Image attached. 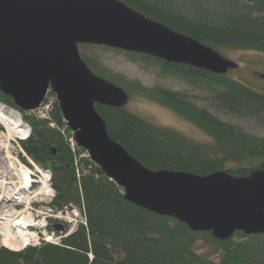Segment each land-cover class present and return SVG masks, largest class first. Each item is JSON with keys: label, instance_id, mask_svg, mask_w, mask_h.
I'll use <instances>...</instances> for the list:
<instances>
[{"label": "trees", "instance_id": "obj_1", "mask_svg": "<svg viewBox=\"0 0 264 264\" xmlns=\"http://www.w3.org/2000/svg\"><path fill=\"white\" fill-rule=\"evenodd\" d=\"M118 1L214 51L264 52V0ZM78 47L110 50L93 45ZM125 54L131 61L156 64L162 74H182L190 84L203 82L214 90L218 110L236 118L254 120L264 130V96L226 75L166 63L147 54ZM84 63L94 75L122 89L128 97L131 93L137 94L165 107L203 131L209 139L207 143L197 142L124 108L95 105L109 137L144 168L201 177L224 172L233 178H242L264 164V137L223 122L180 93L159 87L145 88L111 73L91 59L84 58ZM49 96L55 97L52 92ZM0 104L25 114L1 91ZM22 117L31 128L30 138L22 144L24 151L36 164L51 172L55 191L52 206L59 209L68 204L83 205L87 226L63 240L61 246L46 244L18 253L2 250L0 264H264V234L236 232L230 239L219 241L210 232H192L175 219L126 202L118 187L85 157L78 159L77 179L74 156L67 143L70 131L56 101L49 120ZM50 123L54 128L49 127ZM84 154L83 150L76 149L77 157ZM199 242L210 248L216 260L197 253L195 247Z\"/></svg>", "mask_w": 264, "mask_h": 264}, {"label": "water", "instance_id": "obj_2", "mask_svg": "<svg viewBox=\"0 0 264 264\" xmlns=\"http://www.w3.org/2000/svg\"><path fill=\"white\" fill-rule=\"evenodd\" d=\"M78 45L147 54L216 75L229 64L118 0H0V91L16 107L36 110L51 91L76 145L123 190L126 202L219 241L236 232L264 234V164L242 178L144 168L109 137L95 110L121 108L126 93L94 75Z\"/></svg>", "mask_w": 264, "mask_h": 264}, {"label": "rangeland", "instance_id": "obj_3", "mask_svg": "<svg viewBox=\"0 0 264 264\" xmlns=\"http://www.w3.org/2000/svg\"><path fill=\"white\" fill-rule=\"evenodd\" d=\"M217 50L218 51L215 52H217L220 58L229 64V70L226 73V76L229 79L238 82L243 86L247 87L248 89L264 96V77L263 78L260 77V75H264V52L254 51V50L251 51H246V50L230 51L225 49L223 50L217 49ZM78 52H79V56L83 61L84 58L94 60L100 66L109 70L111 73L115 75H121L127 81L130 82L136 81L145 88L150 89L152 87H159L172 92L180 93L181 95L188 98V100L194 102L198 107H202L210 111L214 116H216L223 122L240 126L244 130L250 131L258 136L264 137V130L261 129L260 125L256 123L254 120L236 118L218 110L214 103V98H213L214 90L211 89L206 84H204L203 82H200L198 84L197 83L190 84L191 82L189 83V79L187 80V78L184 77L182 74H175V73L171 75L162 74L160 72L159 67L156 64L142 63L139 60L131 61L130 59H128L124 51L117 49H111V48L110 50H105L101 48L83 49L81 47H78ZM110 86L113 87L112 84H110ZM55 101L57 102L55 97H49V98L47 97V99H44L43 102L40 104V107L46 109L45 106L48 105L53 109V105ZM123 108L129 113H132L144 120H147L154 125L163 128L173 129L191 140L202 143L203 142L207 143V141L209 140L203 131H201L191 123L179 118L173 112L166 109L165 107L160 106L159 104L150 101L146 98H143L137 94L131 93L129 97L127 96ZM42 112L43 113L41 115L43 116L45 114V110H42ZM22 116L40 117V114L25 113ZM23 121L25 122V120ZM1 134L2 135L5 134V129L2 125H0V136ZM8 146H9L8 147L9 149L7 151L8 153L10 152L11 154L12 152L17 151L16 150L17 147L14 143L12 142L8 143ZM2 149L5 148L3 147V143L2 144L0 143V173L1 171L5 170L4 168H2V166L6 162L5 151ZM24 153L28 164L35 165L36 163L27 155V153L26 152ZM6 171L8 172L9 170ZM9 174L10 176L14 175L12 174V171H9L7 173V175ZM51 178L52 177H50V182H52ZM108 179L111 182H113L110 178ZM37 181L38 184L33 186L32 189H30L28 195H23L22 200L27 201L29 195L33 194L34 192L35 194H37L38 190L35 191V189H38L41 186L40 183L47 181V177L44 175H40V176L38 175ZM118 189L120 193H123V190L120 187H118ZM52 190L54 192V197H55V191L53 189V186H52ZM12 200L13 197L11 194L7 193L5 197L4 196L1 197L0 195V217L7 216L9 214L7 213V210L8 208H10ZM36 201L37 204L35 205V207H33L31 203L32 200L30 201V204L28 203V205L26 206L21 205L23 207L19 205L18 207V208L21 207V209H25V208L28 209L29 207L34 209L33 214L38 217L37 226H32L30 228L31 232H33L34 234V237L31 238L28 243L22 242L21 243L22 248L16 251H12L10 248L3 247L0 244V251L6 250L12 253H18L28 248H38L42 245H46V240L44 241L43 237L41 236L43 235V232H41V230H46V232L50 230L52 233L57 232V230L54 227L58 225L54 223L52 224L53 219L49 218L50 215L49 214L46 215L45 211H47L48 209L54 211H58V210L66 211L68 210V207H66L67 205L57 209L52 206V202L46 204L45 200L43 199L42 200L38 199ZM0 223H1L0 226L2 224H5L4 221H0ZM69 232L72 233L73 231L70 230ZM68 237L63 238L61 243L63 242V240L67 239ZM2 238L3 235H0V241L2 240ZM195 248L198 254L205 255L211 260H216V257L211 253L210 248L204 245L203 243L201 242L197 243Z\"/></svg>", "mask_w": 264, "mask_h": 264}, {"label": "built area", "instance_id": "obj_4", "mask_svg": "<svg viewBox=\"0 0 264 264\" xmlns=\"http://www.w3.org/2000/svg\"><path fill=\"white\" fill-rule=\"evenodd\" d=\"M46 109H40L41 110H45V113L47 112V110L49 109V106L46 105L45 106ZM25 129H23L21 131V134H23L22 137H17L18 141H24L28 135H29V131H28V127L24 126ZM2 135V134H1ZM1 144L2 141L0 140ZM15 145L17 147V151L12 152L10 154V152L8 153L7 150L2 149L5 151V160L6 162L3 164L2 168H4L6 171L8 170L6 168V166L8 167L10 164V161H14L12 162L13 166H14V170L12 171V174H14L13 176H6L3 171H1L0 173V182L2 181H6L3 184H0V195L2 196H6V194H11L13 197V200L11 201V206L10 208H8L7 213H10V211L12 212H17L18 214H27V216L31 217L32 219H35L36 221H38V217L35 216L33 214L34 209L29 207L28 209H21V205H28V203L30 204V201L32 200V205L33 207H35V205L37 204L36 200H45L46 204L51 203L53 198H54V192L52 190V182H50V177L51 175L47 172L44 171L42 169H40L38 166L36 165H29L26 157H25V153L23 152V150L21 149V147L18 145L17 142H15ZM3 147H5L3 145ZM70 147L72 149V152L74 151V146L73 143H70ZM24 157V158H23ZM25 159V160H23ZM75 166L77 165L78 159L75 158ZM76 174L77 177H79V170H78V166H76ZM9 172V171H8ZM38 175H44L47 177V181L40 183L41 186L38 189V193L35 194V192L33 194H30L28 197L27 201L22 200L23 199V195H28V192L30 191V189H32L33 186L38 184ZM49 179V181H48ZM26 185L23 184V182H26ZM20 183V184H19ZM44 189V191H43ZM5 193V194H4ZM31 193V192H30ZM3 194V195H2ZM20 203V204H19ZM26 203V204H25ZM19 205L21 206L20 208ZM66 207H68V210L66 211H62V210H58V211H54V210H47L46 215H50L49 218H52V224H57V225H61L64 227L63 231L61 232H51L48 231L46 232V230H41V232H43V235H41L44 239V241L46 240V243L48 244H52L55 246H61V241L63 238L68 237L69 235L74 234L79 227H84L86 228V219H85V214H84V207L83 205L81 206H75L72 204H68ZM65 209V207H64ZM12 214V213H11ZM13 215V214H12ZM74 216V217H73ZM50 221V222H51ZM43 222V221H42ZM73 231L72 233L69 231ZM42 239V240H43ZM43 242V241H42Z\"/></svg>", "mask_w": 264, "mask_h": 264}, {"label": "bare ground", "instance_id": "obj_5", "mask_svg": "<svg viewBox=\"0 0 264 264\" xmlns=\"http://www.w3.org/2000/svg\"><path fill=\"white\" fill-rule=\"evenodd\" d=\"M0 125H2L6 131L5 134L0 136V140L5 146L4 148L8 151V143L13 141L16 137L23 136V134H20V120L17 115L13 114L12 111H9L0 106ZM12 162L14 161H10L9 166H6L9 171L14 170ZM3 173L6 176L10 175H7V171H3ZM5 181L0 182V184H3ZM22 213L18 214L17 212L10 211L7 216L0 217V221L5 222V224H2L0 226V235H3L0 244L3 247L10 248L12 251L21 249L22 242L28 243L30 239L34 237V234L33 232H31L30 228L32 226H37L38 224L35 219L27 216L26 212L25 214Z\"/></svg>", "mask_w": 264, "mask_h": 264}, {"label": "flooded vegetation", "instance_id": "obj_6", "mask_svg": "<svg viewBox=\"0 0 264 264\" xmlns=\"http://www.w3.org/2000/svg\"><path fill=\"white\" fill-rule=\"evenodd\" d=\"M260 77H262V78H263V77H264V75H260Z\"/></svg>", "mask_w": 264, "mask_h": 264}, {"label": "clouds", "instance_id": "obj_7", "mask_svg": "<svg viewBox=\"0 0 264 264\" xmlns=\"http://www.w3.org/2000/svg\"><path fill=\"white\" fill-rule=\"evenodd\" d=\"M122 195H124V194H122Z\"/></svg>", "mask_w": 264, "mask_h": 264}]
</instances>
